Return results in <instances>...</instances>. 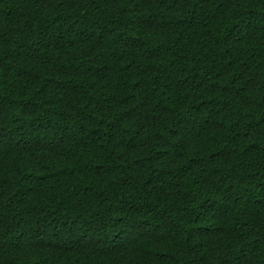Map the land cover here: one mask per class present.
<instances>
[{
	"label": "trees",
	"instance_id": "trees-1",
	"mask_svg": "<svg viewBox=\"0 0 264 264\" xmlns=\"http://www.w3.org/2000/svg\"><path fill=\"white\" fill-rule=\"evenodd\" d=\"M0 264H264V0H0Z\"/></svg>",
	"mask_w": 264,
	"mask_h": 264
}]
</instances>
